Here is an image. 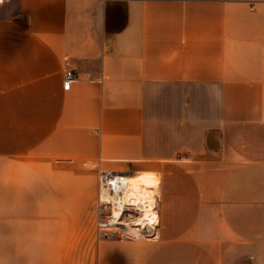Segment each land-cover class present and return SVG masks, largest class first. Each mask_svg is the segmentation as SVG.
I'll list each match as a JSON object with an SVG mask.
<instances>
[{"label":"crops","instance_id":"0c3cea01","mask_svg":"<svg viewBox=\"0 0 264 264\" xmlns=\"http://www.w3.org/2000/svg\"><path fill=\"white\" fill-rule=\"evenodd\" d=\"M103 170L152 238L98 234ZM0 264H264V0L0 3Z\"/></svg>","mask_w":264,"mask_h":264},{"label":"bare ground","instance_id":"6f19581e","mask_svg":"<svg viewBox=\"0 0 264 264\" xmlns=\"http://www.w3.org/2000/svg\"><path fill=\"white\" fill-rule=\"evenodd\" d=\"M140 177L117 174L113 177L110 190H103V195L114 203L113 213L117 218H122L127 205L133 204L141 210V216L136 222L140 228H154L158 222V212L154 207V185L149 184ZM140 231V230H139Z\"/></svg>","mask_w":264,"mask_h":264},{"label":"rangeland","instance_id":"374dc122","mask_svg":"<svg viewBox=\"0 0 264 264\" xmlns=\"http://www.w3.org/2000/svg\"><path fill=\"white\" fill-rule=\"evenodd\" d=\"M137 179H144L146 181L149 182V184H152L154 185V187L157 186L158 184V179L155 175L153 174H143L142 177L140 178H137ZM99 195H100V190H99ZM158 188L156 189V192H155V203H154V207L155 209L157 210L158 212ZM98 202H99V196H98ZM113 204V205H112ZM111 205H109L108 208L106 209H97V218H98V215L101 213H110L111 210H112V207L114 208V203H112ZM141 216V210L140 209H137V207L133 206L132 204H130L129 206V209H125L124 210V214L121 218V220L124 222V224L122 225H117V226H112V230H115L116 231V235L114 236H110V237H113V238H124V239H128V237H122L120 234H123V232H127L129 234V238H136V239H150L154 236V233L156 231V227L157 225H154L155 228H150V227H147L146 229L144 228H140L139 230H136L135 228H139L140 226L136 224V222L138 221V218ZM97 232L99 234L100 230L97 226ZM120 232V233H118ZM109 237V236H107Z\"/></svg>","mask_w":264,"mask_h":264},{"label":"built area","instance_id":"2783aa9c","mask_svg":"<svg viewBox=\"0 0 264 264\" xmlns=\"http://www.w3.org/2000/svg\"><path fill=\"white\" fill-rule=\"evenodd\" d=\"M6 0H0V3L5 2ZM73 80V70H67L66 71V78L64 80V86L65 88H69L70 84ZM117 174H122L119 172H115L113 170H103L100 174V195H99V202L98 207L99 209L103 210L109 207V205L112 204V202L103 195V190L108 189L110 190V185L112 184L113 177ZM113 205V204H112ZM133 205V204H132ZM130 205H127L126 208L129 209ZM135 207V205H133ZM125 208V209H126ZM124 209V210H125ZM138 209V208H137ZM124 222L121 220V218H117L114 216L113 213V207L110 213H100L98 215L97 219V226L100 230L99 234L102 236H114L116 235V231L112 230V226L122 225ZM120 233V232H118ZM122 237H130L127 232H123V234H120Z\"/></svg>","mask_w":264,"mask_h":264}]
</instances>
